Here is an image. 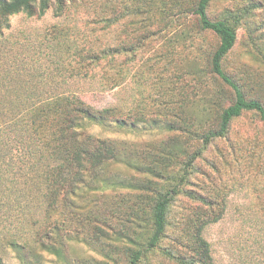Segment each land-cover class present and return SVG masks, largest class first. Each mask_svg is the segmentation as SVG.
<instances>
[{"label": "rangeland", "instance_id": "374dc122", "mask_svg": "<svg viewBox=\"0 0 264 264\" xmlns=\"http://www.w3.org/2000/svg\"><path fill=\"white\" fill-rule=\"evenodd\" d=\"M196 1L74 0L61 15L56 14L57 4L42 16L13 15L0 37V78L12 72L26 79L28 69L37 65L33 84L38 90L76 94L97 108L117 107L125 123H91L89 128L118 139L123 153L141 169L112 162L109 178L121 177L129 184L151 178L161 186L165 180L146 171L155 159L162 165L161 157L173 151L168 171L177 178L188 155L203 149L182 184L187 192L173 202L165 238L145 264H197L186 221L207 208L199 196L217 201L215 210L222 212L220 220L203 231L214 264H264V120L255 111H244L225 136L204 144L202 133L219 125L235 92L212 70L220 40L201 27L193 10ZM208 14L226 18L237 28L238 39L224 58V70L240 82L248 98L260 97L264 0H212ZM80 49H92L100 59L85 61L77 54ZM1 159L8 182L0 183V199L3 194L11 198L0 206V225L12 227L23 217L20 189L26 169L20 145L6 149ZM140 191L118 184L108 186L105 197L111 201L126 196L129 202L120 204L129 210L127 205ZM155 194L151 191L150 197ZM151 204L150 198L148 208ZM123 223L113 216L115 230ZM110 237L106 244L119 243L113 230ZM64 253L45 254L44 264H125L121 254L112 259L99 244L72 241ZM9 258L10 264H21L13 253Z\"/></svg>", "mask_w": 264, "mask_h": 264}, {"label": "trees", "instance_id": "16d2710c", "mask_svg": "<svg viewBox=\"0 0 264 264\" xmlns=\"http://www.w3.org/2000/svg\"><path fill=\"white\" fill-rule=\"evenodd\" d=\"M73 1L0 0V37L10 27L13 15L42 16L55 4L58 5L56 14L61 15ZM211 1L197 0L193 10L201 27L219 37L211 67L233 87L235 100L221 112L219 125L202 133L205 145L225 136L232 121L244 111H255L264 120V88L260 97L248 98L240 82L224 70V58L238 39L237 28L226 18L212 19L209 16ZM79 51L78 56L85 61L100 59L92 49L86 53L82 49ZM35 66L28 69L26 79H18V75L12 72L10 76L5 74L0 78V183L8 182L4 174L7 169L1 158L13 144L20 145L26 169L20 189L24 198L23 217L15 220L12 227L0 225V264H10L7 258L10 259L11 253L21 264H44L47 253L64 257V248L72 241L102 245L112 259L121 254L125 264L147 263L150 254L165 238L173 202L180 193L187 192L182 184L190 176V167L203 149L188 155L177 178L168 171L171 162L167 160L173 151L160 158L162 165L158 163L159 159H155L146 171L164 179L161 186L151 178L135 180L132 184L121 177L109 178L107 171L112 162H124L129 167L141 169L123 153L124 147L118 139L100 136L89 128L91 123L103 127L125 123L118 115L117 107L97 108L76 94L55 91L48 94L38 90L33 84ZM21 82L23 85L19 84ZM20 90L25 93L18 94ZM7 91L10 94L4 93ZM118 184L144 190L127 205L129 210L120 204L129 202L126 196L111 201L105 197V189L108 186L117 188ZM150 190L156 192L153 197H150ZM10 198V194H3L0 206L7 205ZM150 198L152 204L148 208ZM199 198L207 208L196 212V218L187 219L190 242L197 264H214L211 244L203 231L208 224L220 220L222 212L215 210L217 201L203 196ZM113 216L124 221L117 230L112 227ZM112 230L119 243L106 244V240L111 239Z\"/></svg>", "mask_w": 264, "mask_h": 264}]
</instances>
